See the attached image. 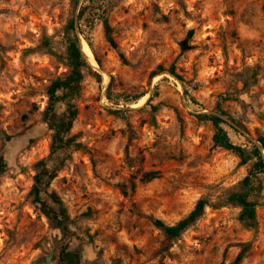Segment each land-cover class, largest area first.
<instances>
[{"label":"rangeland","instance_id":"rangeland-1","mask_svg":"<svg viewBox=\"0 0 264 264\" xmlns=\"http://www.w3.org/2000/svg\"><path fill=\"white\" fill-rule=\"evenodd\" d=\"M74 1L0 3V154L8 163L0 178V264H58L63 244L80 252V264H234L240 242H251L241 264H264V174L263 191L252 197L257 234L240 224L239 207L209 208L161 254L162 234L138 215L175 225L203 195L217 199L252 169L253 162L239 167L236 153L214 147V126L197 116L220 114L221 104L225 117L251 138L264 135L263 2L90 0L84 23L106 74L101 83L86 75L71 131L84 148L71 153L48 190L61 196L72 220L73 233L63 240L31 190L37 164L51 152L52 132L42 122L46 88L69 68L32 50L43 36L59 43L75 15ZM104 18L129 65L106 43ZM191 30L192 49L181 54L179 42ZM57 51L64 54L65 46L57 44ZM257 64L259 87L237 93L243 70ZM160 67L165 71L151 79ZM224 95L238 99L222 102ZM223 127L234 144L252 147L238 130ZM149 171L162 177L143 179Z\"/></svg>","mask_w":264,"mask_h":264},{"label":"trees","instance_id":"trees-1","mask_svg":"<svg viewBox=\"0 0 264 264\" xmlns=\"http://www.w3.org/2000/svg\"><path fill=\"white\" fill-rule=\"evenodd\" d=\"M4 0H0L2 3ZM80 0L74 1V9L77 8ZM263 2L264 7V0ZM90 8V0H84V3L79 12V23L82 36L91 48L95 60L102 66L97 54L94 50L92 40L89 36V31L85 25V18ZM1 11V10H0ZM104 36L106 43L117 52L121 62L124 65H129L124 52L120 49L118 42L115 39V28L111 25L108 18L102 20ZM193 30L189 31L186 39L179 42L181 54L189 51L192 47L189 45V40L193 37ZM62 43L65 46V53L57 51L56 40L53 37L43 36L40 43L32 51L43 52L51 54L58 59L65 61L69 68V72L63 76L53 80L46 88V95L48 98L47 106L43 112L42 122L46 125L49 131L52 132L51 137V152L48 158L41 160L37 164V173L34 176V184L32 186L31 195L34 197V203L38 204L42 214L47 221L61 233L62 239L67 240L72 235L71 225L72 220L68 214L66 204L57 192H48L51 183L57 178L58 172L62 170L65 161L69 158L72 152L82 150L84 146L77 142L76 136L71 135L72 128L77 119L79 110L77 101L81 98L83 93V84L86 75H92L99 83H101L102 76L94 71V69L85 60L81 49L79 39L75 32L74 16L70 18L60 34ZM165 71L162 67L153 72L151 79ZM169 72L178 77L175 73L174 67ZM238 81L242 84V88H236L237 93H248L252 87H259L261 83V65L257 64L253 67L247 66ZM189 96V94H187ZM108 99L111 98V86H109ZM144 95H140L131 103L140 101ZM194 102L197 100L194 96H189ZM236 97V98H234ZM238 99L237 96H222V102ZM60 106L64 110L60 111ZM223 116L229 115L222 110L221 104L218 105L217 110ZM116 114H123L122 111L114 112ZM199 120L210 122L215 128L213 136L214 147L223 148L233 153H236L240 158L239 167H245L253 162L252 169L249 173L238 183L230 187H224L219 191L217 199H212L209 195H203L195 204L193 209L183 217L175 225H168L163 220L146 214H138L141 218H147L162 234L163 239L160 243L159 253H170L175 243L184 236L186 232L195 227L197 223L202 220L209 208H220L228 205H234L241 209L239 214V222L245 230L257 234L260 229V221L257 215V203L252 200V197L261 194L262 181L260 176L264 174V158L261 149L252 144L249 149L242 145L234 144L223 125H226L221 118L216 115L199 114ZM264 119V114L262 115ZM6 141H11L12 136L4 135ZM257 141L264 150V135L259 136ZM33 142V141H32ZM8 163L4 155L0 154V178L6 173ZM162 177L160 171L145 172L143 179L151 181ZM213 187L212 184L206 188ZM47 195V197H45ZM240 249L238 255L234 260V264H241L245 255L251 248V242H240L236 244ZM58 264H80L81 255L77 250H71L69 245L63 244L60 247Z\"/></svg>","mask_w":264,"mask_h":264},{"label":"water","instance_id":"water-1","mask_svg":"<svg viewBox=\"0 0 264 264\" xmlns=\"http://www.w3.org/2000/svg\"><path fill=\"white\" fill-rule=\"evenodd\" d=\"M83 3H84V0H80L79 1V4H78V6L76 8V12H75V15H74L75 32H76V35H77V37L79 39L80 49H81V52H82L85 60L88 62V64H90V66L94 69V71L96 73L100 74V75H105L106 72L99 66V64L96 62L95 58H94V60H95L96 66L94 64H92L91 60L89 59V57L84 52L83 41H85V40H84V38L82 36L81 29H80V23H79V12H80V9H81ZM169 74H171V73H169ZM172 76H174V75H172ZM174 77L176 78V76H174ZM212 114L218 116L224 122H226L227 124H229L230 126H232L233 128H235L236 130H238L242 135L246 136L250 140L251 143H253L259 149H261L262 154H263V158H264V150L262 149L260 143L257 140H254L253 138H251L245 131H243L242 129H240L235 123H233L227 117H225V116H223L221 114H217V113H212Z\"/></svg>","mask_w":264,"mask_h":264},{"label":"bare ground","instance_id":"bare-ground-1","mask_svg":"<svg viewBox=\"0 0 264 264\" xmlns=\"http://www.w3.org/2000/svg\"><path fill=\"white\" fill-rule=\"evenodd\" d=\"M83 47H84V52L89 57V59L91 60L92 64H94L96 66V63H95V60H94V54H93L91 48L89 47L88 43L83 41Z\"/></svg>","mask_w":264,"mask_h":264}]
</instances>
